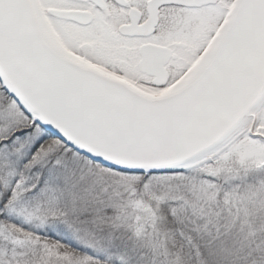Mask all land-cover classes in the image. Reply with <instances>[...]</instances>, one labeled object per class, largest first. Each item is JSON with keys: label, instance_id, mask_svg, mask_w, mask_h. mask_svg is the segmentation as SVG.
<instances>
[{"label": "snow or ice", "instance_id": "obj_1", "mask_svg": "<svg viewBox=\"0 0 264 264\" xmlns=\"http://www.w3.org/2000/svg\"><path fill=\"white\" fill-rule=\"evenodd\" d=\"M0 264H264V0H0Z\"/></svg>", "mask_w": 264, "mask_h": 264}]
</instances>
